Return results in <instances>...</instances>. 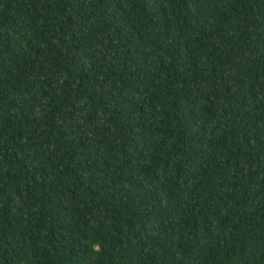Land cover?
Listing matches in <instances>:
<instances>
[{"label": "trees", "instance_id": "trees-1", "mask_svg": "<svg viewBox=\"0 0 264 264\" xmlns=\"http://www.w3.org/2000/svg\"><path fill=\"white\" fill-rule=\"evenodd\" d=\"M0 264H264V0H0Z\"/></svg>", "mask_w": 264, "mask_h": 264}]
</instances>
